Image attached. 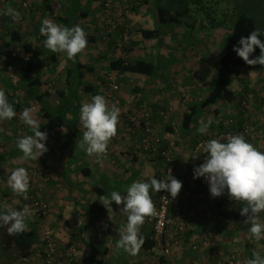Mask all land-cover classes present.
<instances>
[{
    "label": "crops",
    "instance_id": "crops-1",
    "mask_svg": "<svg viewBox=\"0 0 264 264\" xmlns=\"http://www.w3.org/2000/svg\"><path fill=\"white\" fill-rule=\"evenodd\" d=\"M101 1L0 0V42L7 51L6 42L17 34L21 45L17 62L3 61L10 75L0 87L7 109L0 110V204L11 216H22L36 233L35 251L26 264H47L42 259L46 227L60 250L72 254L70 261L62 258L52 264H85L92 250L97 252L92 264H148L153 230L147 217L158 199L155 179L164 163L137 150L141 136L128 127L125 115L146 108L155 132L176 156L179 180L171 209L173 239L163 264H264V84H255L257 96L245 84L246 90L252 89L248 100L254 118L245 119L250 138L193 157L199 138L224 128L221 120L233 110V103L218 104L210 114L200 111L191 128L183 129L184 115L211 87L200 77L207 68L194 61L195 45L184 44L194 35L178 24L163 25L164 34L147 40L141 31L157 28L155 13L150 12L149 23L143 9L129 12L140 27L138 35L129 37L136 57H146L157 70L161 67L152 78L131 74L138 76L131 80L138 84H118L119 107L107 95L110 86L104 75V84L94 77L107 63L98 54L89 60L85 50L98 40L87 21L98 16ZM82 36L95 42H80ZM153 40L156 49L143 47L142 52L141 43L147 47ZM115 53L108 54V62L119 57ZM180 68L185 74L178 82ZM132 76L125 74V81ZM32 77L41 83L27 84ZM50 78L57 82L53 91L47 84ZM231 88L237 98H244L242 88ZM187 89L193 98L182 101ZM35 164L55 171L49 185L39 188L50 208L39 220L21 190L25 171ZM242 186L251 192L244 193ZM222 209L244 211L246 220L227 221L220 216ZM5 261L10 258L3 254L0 239V262Z\"/></svg>",
    "mask_w": 264,
    "mask_h": 264
},
{
    "label": "rangeland",
    "instance_id": "rangeland-1",
    "mask_svg": "<svg viewBox=\"0 0 264 264\" xmlns=\"http://www.w3.org/2000/svg\"><path fill=\"white\" fill-rule=\"evenodd\" d=\"M109 1L113 3V11L110 18L115 23L116 27L111 32H106L107 18L105 14V8H106L105 6ZM166 1L167 0H159L161 5H165ZM155 2H156L155 0H102L100 3V8L99 10H97L98 16L94 17L90 15L88 17V21H87V23H89V27H87L88 30H92L94 33H98V40L95 46L93 47V45L91 46L87 44L90 47L89 48L85 47V50H88V55H87L89 56L88 59L92 60L93 58L94 60L95 54H98L99 60L102 62V64L107 63L106 66L101 65L100 70L97 71L98 74L94 75V77H96L97 80H99V84H104L100 82L102 75H104L103 81L105 80V82H107L109 86L110 84H116V85L138 84L131 81L134 78H137V80H139L138 76L135 77L130 74V76L132 77L128 80V82H126L125 81L126 78L124 79L125 74H129V73L112 72L107 66L109 64L108 60L109 58H111L108 54L109 53L114 54L115 51L117 52L115 53V55H119V57H123V55L126 53V55L128 56L126 57V59L128 61H135L136 59L139 58L136 57V54L133 51V46H131L130 44L131 40L129 39V37H134L135 35H138V32H140L138 28L140 27H138V25H134V23L130 20L131 15H129V12H133L136 10L138 12L139 10L143 9V11L146 13L145 20L151 23L152 19L150 12H154L155 14L157 13V5ZM26 6H27L26 8H23L25 12L29 11L28 5ZM190 7L192 10V16L181 19L178 25L181 26V29L183 31L185 32L189 31L191 32V34L194 35L193 36L194 40L193 39H189L187 41L185 40L184 44L190 46H192L193 44L195 45L196 50L194 53L195 54L198 53V54L196 55L194 61L197 60L200 61L197 62V64L198 65L202 64L205 68H207V72L205 73V75L200 76L207 78V80L205 81L206 84L209 81L211 82V85H214L215 77L217 74V68H218V61H219L218 59L220 54L225 49L228 40L229 34L226 33H229L230 29H232V25L236 16L240 14L248 15L254 18L256 22L257 33L259 38L261 39L263 46V53L260 58L259 66L245 68L241 72L240 76L236 79V81L234 82V89L239 90L242 88L240 92L244 93V98L238 95L240 97L237 98L238 100L236 99V101L233 102L232 104L233 110L230 113V115L227 117V119L221 120L223 127H225L224 122L228 121L229 119L234 120L237 128L244 127L245 125L247 126L248 123L247 121L245 122V119L251 121V119L254 118L253 115L254 112L252 110L253 102H251V105L249 107V100H248L252 95L251 92L252 89L247 88L246 90L245 84H247L250 87L251 86L253 87L255 91L254 92L255 96L258 95L256 93H257V89L259 88V86L255 84H264V0H201L200 5H190ZM19 14L24 16L23 11L21 9L19 10ZM2 17L3 16H0V18ZM167 31L170 32L169 29ZM161 33L164 34V32ZM216 36L222 38L223 40L222 44L216 43V38H215ZM10 42H11L10 40L8 41V43L6 42V45L8 46L7 51L4 50L5 49L4 42L2 41L0 42V48H3L2 49L3 51L2 50L0 51V68H3V70L0 73V87L2 86V84L6 83L3 82V78L5 77V75L9 74V72L6 70L3 61L8 60L7 58H9L10 60L17 62L18 61L17 59H19L21 55V50H20L21 45L19 43H13V42L10 43ZM156 42H157L156 40L151 41L150 46L148 45L147 47L144 46V43H141L142 46L141 49H143V47H145L146 50L156 49ZM208 43L211 44L209 48H208ZM205 45L207 46V48L205 47ZM142 52H144V49L142 50ZM14 54H16V57H14ZM104 54H107V57L104 58ZM152 59L154 60V58ZM171 60L174 61L176 60V58L171 57ZM160 67L161 66H159L157 73L160 70ZM181 69L182 68L176 71L177 73L176 79L178 80V82H181L182 76L183 74H185V72L181 71ZM195 69L196 71L198 70V68L196 67ZM48 73L49 72L47 70L43 72L44 80H46L45 76ZM183 81H185V79H183ZM86 83L89 84V82ZM47 84H50L49 87L52 88L51 91H53L55 88L54 85L57 84V82L55 81V79L50 78L47 81ZM118 87L119 90L117 93L114 94V97H115V103L118 104V106L120 107L122 106V104L120 105L121 99L119 97L120 85H118ZM110 93L111 90L109 89L107 95H110ZM0 98H1L0 110L7 111L5 106L6 104L4 105L1 96ZM188 98L192 99L193 97H192V91H188L187 89L184 95L181 97V100L182 101L184 99L188 100ZM245 101L247 102V106L242 107V103ZM146 110L148 109L146 108ZM148 111L151 113L150 110ZM142 112L143 110H140L139 112H135V114L136 113L141 114ZM151 118H152V114H151ZM206 123L207 121H205V124ZM156 134L158 133L156 132ZM45 170L50 171L47 181L43 179L45 177V172H46ZM54 177H55V171L53 169L45 165L35 164L32 168L26 170L23 175V180L25 178V183L23 184L21 189L23 197L25 198L24 188L30 185V187L34 190L35 194L43 200L39 188H42V186L49 185V183L52 181V179H54ZM27 202L28 204H30L28 200ZM42 236H43V232H42ZM233 262L236 263V261Z\"/></svg>",
    "mask_w": 264,
    "mask_h": 264
},
{
    "label": "trees",
    "instance_id": "trees-1",
    "mask_svg": "<svg viewBox=\"0 0 264 264\" xmlns=\"http://www.w3.org/2000/svg\"><path fill=\"white\" fill-rule=\"evenodd\" d=\"M155 1L157 5V13L155 14L157 28L154 30L141 31L143 38L147 40L156 38L161 33V27L163 25L170 27L179 24L183 18L191 17L192 10L190 5H200L201 0H167L165 5H161L159 0ZM54 11L52 10L53 13ZM226 34H229L228 40L225 49L218 59V68L214 85H211L203 100L198 105H192L189 111L184 115L182 122L183 129L191 128L192 124L196 122L200 111H203L205 114H210L213 111L212 108L216 107L218 104L233 103L237 99V94L231 87L236 79L245 68L259 66L260 58L263 53V46L257 33L254 18L244 14L236 16L232 29ZM17 36V34H12L10 43H16ZM216 39L217 44H222V38L216 37ZM80 42L89 44L94 43L95 38L82 36ZM24 47L26 49L29 48L27 44H25ZM109 69L112 72L138 74L150 78L157 73V65L154 62L148 61L146 57H140L135 61H128L123 57H114L109 62ZM40 83L39 78L32 77L29 78L27 84ZM242 128L243 127H240L238 129ZM207 136L208 135H204L199 140ZM204 154H200L199 157ZM241 175L243 178L247 176L245 173ZM178 181V178H175V187H177ZM243 189L244 193L251 192L246 186H244ZM252 193L254 195H259L256 190H252ZM220 216L227 221L244 222L247 214L240 210L222 209ZM22 219V216H11L0 204V239L3 245V254L6 258H10V261L0 262V264H26L30 261L35 251L37 243L36 233L29 230ZM149 244L148 247L150 248L151 242ZM96 253V251L92 250L86 258L85 264H92Z\"/></svg>",
    "mask_w": 264,
    "mask_h": 264
},
{
    "label": "built area",
    "instance_id": "built-area-1",
    "mask_svg": "<svg viewBox=\"0 0 264 264\" xmlns=\"http://www.w3.org/2000/svg\"><path fill=\"white\" fill-rule=\"evenodd\" d=\"M3 1L6 2V0ZM105 7L107 18L106 32H111L116 27L110 18L113 11V3L109 1ZM126 57L128 56L125 53L123 58ZM2 70L3 68H0V73ZM110 87L111 93L109 96L114 99V94L118 92L119 87L116 84H110ZM246 106L247 102L245 101L242 103V107ZM125 115L128 127L133 133L141 136L136 144L137 150L144 151L150 156L162 160L164 163L155 179L158 189V199L147 217V221L153 230L150 238L151 246L148 249V264H163V260L170 253V242L173 239L170 228L173 225L171 209L175 192L174 180L177 177L176 156L173 150L165 143L164 139L154 131L151 113L148 110L144 109L140 116L128 111ZM224 125L225 127L220 131L211 132L206 138L197 142L193 148V157L196 158L202 153L218 149L224 145L247 140L251 136L248 126L238 129L232 119L224 122ZM45 171L43 179L47 181L50 171ZM24 196L31 204L38 219H43L48 215L50 209L48 203L39 198L30 185L24 188ZM42 240L44 247L42 259L44 262L52 264L62 258L71 260V252L60 250L54 239L53 231L49 227L43 229Z\"/></svg>",
    "mask_w": 264,
    "mask_h": 264
}]
</instances>
